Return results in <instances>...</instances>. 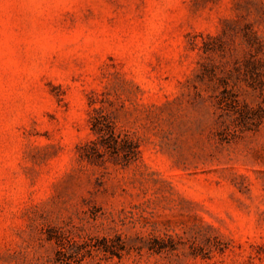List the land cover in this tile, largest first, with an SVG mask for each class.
I'll use <instances>...</instances> for the list:
<instances>
[{"label": "rangeland", "instance_id": "374dc122", "mask_svg": "<svg viewBox=\"0 0 264 264\" xmlns=\"http://www.w3.org/2000/svg\"><path fill=\"white\" fill-rule=\"evenodd\" d=\"M257 114L264 0H0V264H264Z\"/></svg>", "mask_w": 264, "mask_h": 264}, {"label": "trees", "instance_id": "16d2710c", "mask_svg": "<svg viewBox=\"0 0 264 264\" xmlns=\"http://www.w3.org/2000/svg\"><path fill=\"white\" fill-rule=\"evenodd\" d=\"M252 109H247L246 111L241 112L239 110H235V112H238L239 116H241V118L244 117H250L252 115L253 112H251ZM250 114V116H248ZM256 117L258 119H260L261 117H264L263 115H256ZM92 129L100 134L101 136H104V139H106L104 143L109 144L112 148L115 149H122L123 151H127V152H133L134 150V144L131 140H128L127 138H122L120 137V135L118 133L115 132L114 128L112 127L111 123L106 120V119H98L96 121L92 122ZM92 149H95V147H92ZM87 155V154H85ZM87 157V156H86Z\"/></svg>", "mask_w": 264, "mask_h": 264}]
</instances>
